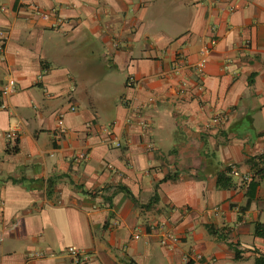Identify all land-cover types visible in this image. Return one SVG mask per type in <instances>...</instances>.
I'll return each instance as SVG.
<instances>
[{"label": "crops", "instance_id": "1", "mask_svg": "<svg viewBox=\"0 0 264 264\" xmlns=\"http://www.w3.org/2000/svg\"><path fill=\"white\" fill-rule=\"evenodd\" d=\"M0 28V264L264 258V0H0Z\"/></svg>", "mask_w": 264, "mask_h": 264}, {"label": "built area", "instance_id": "2", "mask_svg": "<svg viewBox=\"0 0 264 264\" xmlns=\"http://www.w3.org/2000/svg\"><path fill=\"white\" fill-rule=\"evenodd\" d=\"M42 17L45 19L46 14H42ZM0 40H6V32L2 28H0ZM209 52L210 50L207 46L200 48V52H199L200 59L195 65H193V69L197 71L198 73H201L203 71L205 64H206L207 57L209 55ZM127 84L129 87H134L137 85V82L135 81L133 77L130 76L127 79ZM14 89H15V82L13 79L9 78L7 79V81L5 82L4 86L1 89V95L8 96L14 92ZM0 107L4 108L3 106H0ZM71 110H74V108H71ZM217 120L218 118L215 117L213 118L212 122H217ZM57 125H58V132L60 134L64 133L65 128H64L63 121L58 120ZM4 139L6 143L10 145V150L13 151L18 142V133L16 131H7L4 133ZM115 146L119 147V142H116ZM259 154L260 155L264 154V150L262 148L259 150ZM79 158H84V156L80 155ZM228 168H229L230 174L234 173L233 166H228ZM137 238L138 236H134V239H137ZM167 242L176 243L178 242V238L174 236L173 234H171L170 232H164L160 240V244L166 245ZM66 252L75 259L76 263H81L86 260V256L82 254L79 250H76L73 247L66 248ZM38 256L40 257L42 255L38 254ZM185 261L187 262L188 258H186Z\"/></svg>", "mask_w": 264, "mask_h": 264}, {"label": "trees", "instance_id": "3", "mask_svg": "<svg viewBox=\"0 0 264 264\" xmlns=\"http://www.w3.org/2000/svg\"><path fill=\"white\" fill-rule=\"evenodd\" d=\"M259 161H262V158H258ZM257 160V159H256ZM252 167H257V164L254 163L252 165ZM258 174H262L264 176V164L262 165V167L260 169L257 170ZM229 169L227 168L224 172H220L217 175V179H216V184L217 187L220 189H230L233 188V184H232V180L231 177L229 176ZM257 186V184L253 181H251L248 184V190H247V197H248V202H250L253 199V188H255ZM252 188V189H251ZM252 190V192H251ZM254 234L257 237H261L264 238V225L261 223H255L254 225ZM256 264H264V258L260 257L256 259Z\"/></svg>", "mask_w": 264, "mask_h": 264}]
</instances>
